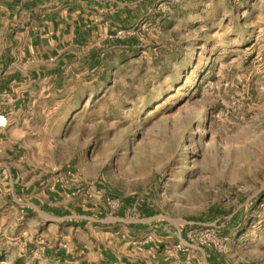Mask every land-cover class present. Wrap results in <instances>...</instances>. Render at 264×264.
Masks as SVG:
<instances>
[{"label": "rangeland", "instance_id": "1", "mask_svg": "<svg viewBox=\"0 0 264 264\" xmlns=\"http://www.w3.org/2000/svg\"><path fill=\"white\" fill-rule=\"evenodd\" d=\"M115 2L128 21L98 37L44 165L156 215L160 246L131 242L148 257L264 264V0ZM6 224L0 264H58Z\"/></svg>", "mask_w": 264, "mask_h": 264}, {"label": "crops", "instance_id": "2", "mask_svg": "<svg viewBox=\"0 0 264 264\" xmlns=\"http://www.w3.org/2000/svg\"><path fill=\"white\" fill-rule=\"evenodd\" d=\"M113 5L0 0V113L7 118L0 128V206L6 207L0 215L26 247L42 249L58 264H170L131 246L145 231L160 246L157 216L147 215L144 205L129 208L123 201L110 212L100 200L107 195L67 175L71 164L44 165L51 162L62 111L82 94V80L97 74L98 37L116 18L128 21L120 17L127 11L116 15Z\"/></svg>", "mask_w": 264, "mask_h": 264}, {"label": "built area", "instance_id": "3", "mask_svg": "<svg viewBox=\"0 0 264 264\" xmlns=\"http://www.w3.org/2000/svg\"><path fill=\"white\" fill-rule=\"evenodd\" d=\"M7 125V118L4 114L0 113V128H4ZM67 175L72 176V178H74V180L77 182V178L75 177V175L73 174L72 171H67ZM107 204L111 207H115L117 205V203L115 201H110L109 199H107ZM191 231L187 234V237L190 238L191 236Z\"/></svg>", "mask_w": 264, "mask_h": 264}]
</instances>
